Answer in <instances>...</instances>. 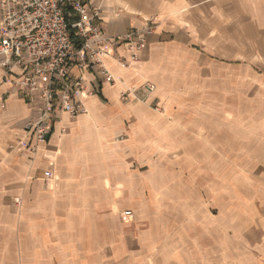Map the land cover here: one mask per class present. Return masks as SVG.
Here are the masks:
<instances>
[{
    "label": "crops",
    "instance_id": "obj_1",
    "mask_svg": "<svg viewBox=\"0 0 264 264\" xmlns=\"http://www.w3.org/2000/svg\"><path fill=\"white\" fill-rule=\"evenodd\" d=\"M85 1L117 40L101 51L114 81L71 67L70 78L93 86L86 112L62 115L34 153L23 132L34 108L2 82L0 67V166H15L0 178V227L27 225L30 264H68L87 232L106 233V242L91 243L110 245L112 257L155 249L147 230L114 231L121 203L142 218L150 180L130 166H240L245 200L264 204V0ZM149 18L156 28L131 59L124 36ZM146 83L154 90L144 92ZM126 90L136 95L121 98ZM254 169L259 178L248 175ZM3 190L22 197L18 215Z\"/></svg>",
    "mask_w": 264,
    "mask_h": 264
},
{
    "label": "rangeland",
    "instance_id": "obj_2",
    "mask_svg": "<svg viewBox=\"0 0 264 264\" xmlns=\"http://www.w3.org/2000/svg\"><path fill=\"white\" fill-rule=\"evenodd\" d=\"M210 127L216 131L224 126L213 122ZM225 129H232V124H225ZM197 164L189 160V166H130L140 168L150 180L140 204L142 218L137 219L138 208L121 203L114 231L147 230L155 249L130 250L112 257L110 245L95 250L91 243L93 236L98 242H106L109 236L87 232L78 236L80 244L72 247L78 257L68 264H264V204L257 197L245 200L247 188L240 183V166ZM14 168L0 166V178ZM251 172L248 170L251 178L260 177V169ZM3 195L4 205L18 215L22 197L12 198L5 190ZM126 210L132 212V218L122 215ZM252 210L257 218L250 217ZM27 230L20 219L11 229L0 227V264L31 263Z\"/></svg>",
    "mask_w": 264,
    "mask_h": 264
},
{
    "label": "built area",
    "instance_id": "obj_3",
    "mask_svg": "<svg viewBox=\"0 0 264 264\" xmlns=\"http://www.w3.org/2000/svg\"><path fill=\"white\" fill-rule=\"evenodd\" d=\"M70 10L65 11L64 7ZM97 10L85 0H0V67L2 82L13 88L34 108L35 115L23 125L28 150L36 152L62 115L75 117L86 112L85 100L93 86L83 75L69 77V70L90 68L105 82L114 77L103 64L105 44L117 40L107 36L97 23ZM149 18L142 28L124 36L135 59L147 36L156 28ZM124 64V63H123ZM150 92L154 85L146 83ZM135 90L122 92L121 98ZM50 179L49 171L44 172ZM132 218L130 210L122 213Z\"/></svg>",
    "mask_w": 264,
    "mask_h": 264
},
{
    "label": "trees",
    "instance_id": "obj_4",
    "mask_svg": "<svg viewBox=\"0 0 264 264\" xmlns=\"http://www.w3.org/2000/svg\"><path fill=\"white\" fill-rule=\"evenodd\" d=\"M64 10L67 11V10H70V9H69V7L65 6Z\"/></svg>",
    "mask_w": 264,
    "mask_h": 264
}]
</instances>
